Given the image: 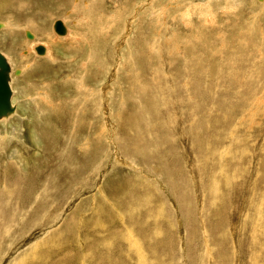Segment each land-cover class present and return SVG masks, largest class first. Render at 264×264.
Instances as JSON below:
<instances>
[{"label": "rangeland", "instance_id": "rangeland-1", "mask_svg": "<svg viewBox=\"0 0 264 264\" xmlns=\"http://www.w3.org/2000/svg\"><path fill=\"white\" fill-rule=\"evenodd\" d=\"M0 22V264H264V0H0Z\"/></svg>", "mask_w": 264, "mask_h": 264}, {"label": "water", "instance_id": "water-1", "mask_svg": "<svg viewBox=\"0 0 264 264\" xmlns=\"http://www.w3.org/2000/svg\"><path fill=\"white\" fill-rule=\"evenodd\" d=\"M62 20L57 18L54 22L55 29L57 31H63ZM28 36H31L30 33H27ZM38 52L43 51V45L40 43L36 46ZM8 63L5 60V57L0 52V111L6 110L10 107V95L11 89L8 83L7 77Z\"/></svg>", "mask_w": 264, "mask_h": 264}, {"label": "bare ground", "instance_id": "bare-ground-1", "mask_svg": "<svg viewBox=\"0 0 264 264\" xmlns=\"http://www.w3.org/2000/svg\"><path fill=\"white\" fill-rule=\"evenodd\" d=\"M3 26H7V23H3V22H0V27H3ZM62 26H63V24H62ZM57 31V30H56ZM67 31H68V29L67 28H64V26H63V31H57V33L58 34H56L57 36H59V33H62L63 34V36H64V34H66L67 33ZM55 35V37H57ZM33 36V35H32ZM63 36H59V37H63ZM35 45V44H34ZM33 45V46H34ZM32 46V47H33ZM35 49H36V46H35ZM29 50V49H28ZM43 50H44V48H43ZM51 52L52 51H49V48H48V46L47 47H45V54L47 55V56H51L52 54H51ZM37 53V52H36ZM4 57H5V60H6V62L8 63V70H7V79H8V83H9V86H10V81H11V79L9 78L10 76H9V72H11V67H10V65H9V62H8V60H7V58H6V56L5 55H3ZM53 58V57H52ZM12 88V87H11ZM10 88V89H11ZM11 95H12V91H11ZM11 95H10V107L8 108V109H6V110H2V111H0V116L3 114L4 116H7V115H10V113H12L14 110H13V107H14V105L11 103ZM13 110V111H12ZM8 111V112H7ZM6 112V113H5ZM2 115V116H3ZM5 118V117H4ZM7 118V117H6Z\"/></svg>", "mask_w": 264, "mask_h": 264}]
</instances>
